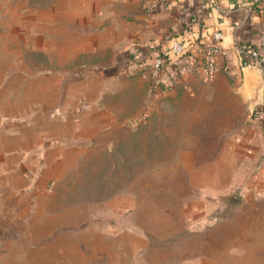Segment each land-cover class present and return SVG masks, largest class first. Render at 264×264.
<instances>
[{
    "label": "crops",
    "instance_id": "1",
    "mask_svg": "<svg viewBox=\"0 0 264 264\" xmlns=\"http://www.w3.org/2000/svg\"><path fill=\"white\" fill-rule=\"evenodd\" d=\"M214 30L221 52L207 77ZM251 49L264 55V0H0V263L25 260L9 247L26 230L32 264H264V60ZM201 112L222 143L188 163L196 139L181 128ZM145 124L151 148L172 151L167 164L198 166L189 176L203 195L157 209L126 195L64 221L72 207L53 198L71 194L53 186ZM229 191L240 198L231 211Z\"/></svg>",
    "mask_w": 264,
    "mask_h": 264
},
{
    "label": "rangeland",
    "instance_id": "2",
    "mask_svg": "<svg viewBox=\"0 0 264 264\" xmlns=\"http://www.w3.org/2000/svg\"><path fill=\"white\" fill-rule=\"evenodd\" d=\"M165 108L172 109L173 107L168 104ZM201 113L202 118L196 120L195 127L185 125L181 128V131L185 132L184 136L196 139L197 148L194 151L197 157H190L188 163L207 160L206 157L210 156L214 150L208 147H219L222 143L223 132L213 133L212 130L216 128L211 125V119L206 117L205 112ZM150 128L148 124L139 127L132 138H126L122 130L118 134L117 141L111 146H104L100 151H88L85 154V164L71 168L70 180L67 179L53 186L54 190H66L71 194V196L53 198L54 206L72 207V210L66 211L67 214L62 213L64 221L67 218L69 221L76 220L75 206L84 204L93 210L96 206L103 208L113 205L115 201L117 205H120L124 204L126 195L132 205H139L141 201V205L149 209L162 206L173 208L185 197L195 194L203 195V187L206 183L196 181L194 178L190 180L189 176L192 170V175L195 177L194 169L198 166L192 164V166L174 167L167 164V162L171 163L172 151L167 148H151L156 145L160 146V143L156 140V135L148 132L151 131ZM142 130L145 133H142ZM230 192L232 191L228 193ZM83 195H86V198H82ZM152 211L157 215L156 210ZM73 229L76 230V227ZM53 233V239L60 240L66 237V232L55 230ZM24 239L28 240L26 230L22 233L21 245H12L9 247V252L19 253L25 260L20 263L6 261L0 264H32L29 262L32 247L27 245ZM38 264H44V261H39Z\"/></svg>",
    "mask_w": 264,
    "mask_h": 264
},
{
    "label": "built area",
    "instance_id": "3",
    "mask_svg": "<svg viewBox=\"0 0 264 264\" xmlns=\"http://www.w3.org/2000/svg\"><path fill=\"white\" fill-rule=\"evenodd\" d=\"M211 34H212L213 42L211 44L207 45L202 50L203 69H204V73L207 77L210 76L212 74V72L214 71V69L216 68V66H217L216 56L221 52L220 47L216 43V40L218 38H220V36H221L220 31L214 30L211 32ZM170 49L176 53L184 52V48H183L181 41H179L177 39H173V41L171 42V45H170ZM237 50H238V52H241V50L239 48ZM247 54L254 61L260 62V61L264 60V55H258L254 49L247 51ZM161 65H162V57L161 56L155 57L153 60V63H152V67H151L152 76L155 77V75L157 74L158 69L160 68ZM263 163H264V160H263Z\"/></svg>",
    "mask_w": 264,
    "mask_h": 264
},
{
    "label": "water",
    "instance_id": "4",
    "mask_svg": "<svg viewBox=\"0 0 264 264\" xmlns=\"http://www.w3.org/2000/svg\"><path fill=\"white\" fill-rule=\"evenodd\" d=\"M222 197H223V207L228 211L234 209L240 202L239 196L233 192L227 193Z\"/></svg>",
    "mask_w": 264,
    "mask_h": 264
}]
</instances>
